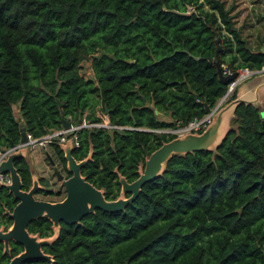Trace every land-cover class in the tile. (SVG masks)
<instances>
[{
  "label": "trees",
  "instance_id": "obj_1",
  "mask_svg": "<svg viewBox=\"0 0 264 264\" xmlns=\"http://www.w3.org/2000/svg\"><path fill=\"white\" fill-rule=\"evenodd\" d=\"M233 18L223 0H0V147L19 141V123L38 137L101 108L113 127L81 128L71 156L115 199L118 176L136 178L175 136L161 129L199 118L223 94L215 61L264 68V35L250 41ZM262 110L236 104L214 148L172 154L120 210L95 208L55 232L45 216L29 221L28 233L53 236L42 246L50 260L25 264H264ZM47 148V165L49 155L68 175L58 144ZM13 165L27 189L28 163ZM52 177H39L35 194L57 195ZM0 201L15 203L2 185ZM9 257L0 242V264Z\"/></svg>",
  "mask_w": 264,
  "mask_h": 264
},
{
  "label": "water",
  "instance_id": "obj_2",
  "mask_svg": "<svg viewBox=\"0 0 264 264\" xmlns=\"http://www.w3.org/2000/svg\"><path fill=\"white\" fill-rule=\"evenodd\" d=\"M218 50L219 46H216L215 52ZM215 65L217 66L218 78L226 84L232 81L237 74L236 71L222 74L218 68L217 61H215ZM241 102L255 105L253 100L233 96L222 106L218 107L210 122L200 132H186L161 142L144 158L136 178L126 181L123 176H118L120 194L115 199H105L102 191L80 174V167L84 163L85 158L76 161L71 156V145L68 139L64 143L58 144L63 152L65 169L68 175L62 174L53 159L46 155L51 173L59 183V186L62 187L64 193L63 197L56 201L36 198L34 194L40 187L37 185L36 179L31 176L30 186L27 189L21 188L19 176L13 165V159L23 156L24 151L19 149L10 153L0 162V172H6L9 175V183L2 186L12 196L15 203L10 212L7 213V217L11 219V225L4 232L0 230V241L4 246V250H7L8 240L19 244L22 250L12 256L7 264H20L22 261L37 258L49 259V256L41 250V246L47 243L49 239L38 238L35 234L28 233L26 225L29 221L45 216L51 220L55 232L59 221L68 224L76 223L83 215L92 212L95 208L109 212L122 209L126 203L136 196L145 181L161 173L165 161L172 154L214 148L229 128V126L225 127L224 125V114L226 112L233 113L235 105ZM261 115H264V111H261ZM67 125L68 123L63 121L62 126L66 127ZM261 126L264 130V117L261 119ZM18 130L20 134L19 141L23 142L25 140V132L21 123L18 124ZM124 194H127V196H124Z\"/></svg>",
  "mask_w": 264,
  "mask_h": 264
},
{
  "label": "built area",
  "instance_id": "obj_3",
  "mask_svg": "<svg viewBox=\"0 0 264 264\" xmlns=\"http://www.w3.org/2000/svg\"><path fill=\"white\" fill-rule=\"evenodd\" d=\"M220 68L222 74H227L231 72V70L225 64H221ZM259 70L247 68L238 69L236 71L237 74L234 79L227 83L225 91L217 99V101L213 104L212 107L208 108V110L199 118H194L188 121L182 127L177 129L181 132H200L210 122L214 112L218 109V107H220L228 99L234 89L235 84L244 77L254 74ZM94 116L97 119L93 121H89L83 116L76 123L68 124L66 127L61 126L58 129H51L38 137H33L29 133H25V140L23 142L18 141L15 144L0 147V162L4 160L10 153L19 149L23 150L24 153L29 149L34 148L45 150L48 146V143L50 142L62 144L68 139L70 141V145L75 146L77 145V132L81 128L113 127L111 124H109L106 113L101 108H96L94 110ZM9 180L10 179L8 173L0 172V185L9 183Z\"/></svg>",
  "mask_w": 264,
  "mask_h": 264
},
{
  "label": "rangeland",
  "instance_id": "obj_4",
  "mask_svg": "<svg viewBox=\"0 0 264 264\" xmlns=\"http://www.w3.org/2000/svg\"><path fill=\"white\" fill-rule=\"evenodd\" d=\"M225 5L230 6V12L234 15L235 24L242 25V33L244 35H248V39L250 41L258 42L259 35H264V0H223ZM189 9V7H188ZM79 72L88 77L91 75L88 60L82 62L81 68ZM161 131H167L169 133H173L175 135H181L186 132H181L178 129H168L164 128ZM38 148L29 149L28 153H37ZM40 150V149H39ZM43 155V153H41ZM44 161V160H43ZM44 165L47 166V170L45 171V177L49 178L51 173V168L49 165H46L44 161ZM62 174H66L65 171L61 170ZM50 185L49 187L52 190H58L59 193L57 195L53 194H34L36 198L53 201L61 198L64 193L62 187L59 186L58 182H56L55 177L49 179Z\"/></svg>",
  "mask_w": 264,
  "mask_h": 264
},
{
  "label": "crops",
  "instance_id": "obj_5",
  "mask_svg": "<svg viewBox=\"0 0 264 264\" xmlns=\"http://www.w3.org/2000/svg\"><path fill=\"white\" fill-rule=\"evenodd\" d=\"M232 93L233 96H239L243 99L253 100V103L256 106H258L260 109H263L262 111H264V69H261L258 72H255L254 74L248 75L243 79L239 80L235 84L231 94ZM230 96L225 102H227L229 99L232 98ZM232 115H233L232 112H226V114H224L223 122L225 127L230 125V119ZM28 151L24 153L23 157L28 163L30 176L36 179L37 185L39 187H43V185L39 180V177L47 178L44 175L45 171L47 170V166L44 165V161L46 163V160L44 159V151L37 149L36 150L37 153H32V154L30 152L28 153ZM41 153H43V155Z\"/></svg>",
  "mask_w": 264,
  "mask_h": 264
},
{
  "label": "flooded vegetation",
  "instance_id": "obj_6",
  "mask_svg": "<svg viewBox=\"0 0 264 264\" xmlns=\"http://www.w3.org/2000/svg\"><path fill=\"white\" fill-rule=\"evenodd\" d=\"M57 182V181H56ZM59 184V183H58ZM53 195H56V194H53ZM63 197V196H62ZM61 197V198H62ZM60 199V198H59ZM59 199H57V200H59ZM53 201H56V200H53ZM11 209V208H10ZM10 209H8V208H4V205H3V202L2 201H0V230L1 231H5V230H7V229H9V227H10V225H11V219L9 218V217H7V213L8 212H10ZM31 234V233H30ZM52 236L53 235H51V236H48V237H45L46 239H49V241H50V239L52 238ZM48 241V242H49ZM1 242V241H0ZM1 244H2V242H1ZM46 244V243H45ZM44 245V244H43ZM42 245V246H43ZM14 246H16L17 248H18V250H16V252H15V254H17V253H19L21 250H22V247L19 245V244H17V243H15V242H13L12 240H8V242H7V250H4V246H3V244H2V252H4V253H6L7 255H10V257L8 258V260L4 263V264H7L8 263V261H9V259L12 257V256H14L13 254H11L12 253V250H13V248H14ZM42 246H41V250H42ZM43 252V251H42ZM44 253V252H43ZM44 254H46V253H44ZM12 255V256H11ZM48 255V254H47ZM49 256V255H48ZM38 259V258H37ZM43 259H45V258H43ZM32 260H35V259H32ZM48 260H50V257H49V259ZM31 260H26V261H22L20 264H25V263H28V262H30Z\"/></svg>",
  "mask_w": 264,
  "mask_h": 264
}]
</instances>
